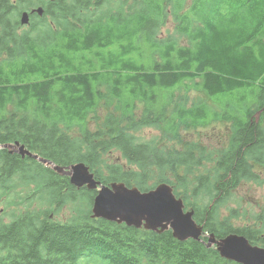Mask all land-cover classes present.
Segmentation results:
<instances>
[{"label":"trees","instance_id":"trees-1","mask_svg":"<svg viewBox=\"0 0 264 264\" xmlns=\"http://www.w3.org/2000/svg\"><path fill=\"white\" fill-rule=\"evenodd\" d=\"M218 123L228 144L205 148ZM15 142L84 163L104 185H170L206 233L264 248V219L235 228L218 212L242 183L264 186V0H0V145ZM16 176L36 187L5 205L15 218L0 216V264H235L170 231L93 219L96 191L0 150L6 200ZM79 198L86 212L54 219Z\"/></svg>","mask_w":264,"mask_h":264},{"label":"water","instance_id":"water-1","mask_svg":"<svg viewBox=\"0 0 264 264\" xmlns=\"http://www.w3.org/2000/svg\"><path fill=\"white\" fill-rule=\"evenodd\" d=\"M42 15V9L37 8L31 14ZM22 25L29 23V14L23 12L20 17ZM4 149H16L21 158L29 157L50 167L56 173L69 178L70 184L76 189L86 188L97 191L92 204V218L103 219L117 224H125L137 229L162 233L170 230L172 237L179 242L192 239L203 242L202 227L193 219V212H184V204L173 194V189L167 184H159L153 190L141 192L137 188H128L123 183L103 185L96 181L83 163L70 165L67 168L55 165L49 160L40 158L27 150L24 145L16 142L4 145ZM215 246L222 259L235 264H264V248L254 246L243 237L231 234L216 240L208 237L206 247Z\"/></svg>","mask_w":264,"mask_h":264},{"label":"rangeland","instance_id":"rangeland-1","mask_svg":"<svg viewBox=\"0 0 264 264\" xmlns=\"http://www.w3.org/2000/svg\"><path fill=\"white\" fill-rule=\"evenodd\" d=\"M172 9H173L172 4H168L166 6V12L168 13V16L170 15V12ZM23 12H29V10H25ZM20 26H21V29L19 33L21 34L27 31V27L29 26V24H24V25L20 24ZM224 132L226 133L224 135H221V133H224ZM230 132H231V129L229 128V132H228L227 125H221L219 123L213 124L201 133V135H203V139H202L203 142L201 140L200 141L202 142L205 148H208L207 145L209 146L214 145L215 147H219L220 145H227L228 144L227 136L230 134ZM146 133L153 135V136L154 134L157 135V132L153 129L147 130ZM190 137H194L195 139H197L195 135H190ZM0 148L4 150L3 147H0ZM5 151H8V149L5 148ZM16 151H17V148L9 149V153L16 154L20 157V155L16 153ZM202 166H205L206 169H209L210 167L206 163H203ZM202 166L197 171L204 172V169ZM36 179H38V176L36 178L33 177V179H30V180H36ZM44 182H47V179H45ZM29 184L31 183H24L21 181L20 176H16L13 180H11L8 183L9 186L11 185L13 186V192L9 196V198L6 200V198L2 197L0 193V216L6 215L4 216L3 222L7 223L13 218L12 212L9 209H7L5 206L6 203L11 199L16 204H20L21 202H23L19 199L25 196L28 193V191L36 187L34 185H29ZM79 203L81 204V206L78 208L75 207V205ZM207 203L208 201L206 200L203 201L204 205H206ZM46 206H47L46 209H48V203H46ZM24 208H26L25 212L34 210L32 206H25ZM87 209L88 207H87L86 200L83 198H79L75 200L73 203L61 204L60 211H58L57 213L53 215L56 221H65V220L71 221L76 218L78 211L86 212ZM218 212L220 214L221 219L230 218V215L233 213V217L230 219H231V224L235 228L258 227L259 226L258 220L264 219V186L259 185L256 182L242 183L236 189V191L234 192V195L228 198L224 204H221L219 206ZM82 261L87 263L85 259H83Z\"/></svg>","mask_w":264,"mask_h":264},{"label":"bare ground","instance_id":"bare-ground-1","mask_svg":"<svg viewBox=\"0 0 264 264\" xmlns=\"http://www.w3.org/2000/svg\"><path fill=\"white\" fill-rule=\"evenodd\" d=\"M116 38V37H115ZM116 40V39H115ZM123 40V39H122ZM77 52V51H76ZM81 86V85H80ZM35 98V97H34Z\"/></svg>","mask_w":264,"mask_h":264}]
</instances>
